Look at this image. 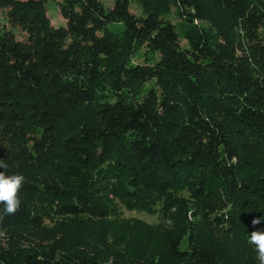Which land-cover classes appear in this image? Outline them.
<instances>
[{"label":"trees","instance_id":"trees-1","mask_svg":"<svg viewBox=\"0 0 264 264\" xmlns=\"http://www.w3.org/2000/svg\"><path fill=\"white\" fill-rule=\"evenodd\" d=\"M47 1L0 0V264H259L264 0Z\"/></svg>","mask_w":264,"mask_h":264},{"label":"clouds","instance_id":"clouds-1","mask_svg":"<svg viewBox=\"0 0 264 264\" xmlns=\"http://www.w3.org/2000/svg\"><path fill=\"white\" fill-rule=\"evenodd\" d=\"M9 165L0 159V169H6ZM26 177L23 174H6L0 171V211L5 214H14L21 206L18 195L22 189ZM264 217H257L252 220L253 225L261 224ZM249 243L254 245V251L259 264H264V227L253 230L249 237Z\"/></svg>","mask_w":264,"mask_h":264},{"label":"rangeland","instance_id":"rangeland-1","mask_svg":"<svg viewBox=\"0 0 264 264\" xmlns=\"http://www.w3.org/2000/svg\"><path fill=\"white\" fill-rule=\"evenodd\" d=\"M101 1L109 8H112L115 4V0H101ZM46 6H47V13H48L52 23L55 26L66 25L67 20L61 14L60 7L55 0H48L46 2ZM138 10L139 9H138L137 5H134L131 3V11H138ZM6 17H7L6 13H4V11L0 9V21L2 23H5L7 26H9L8 20ZM170 18L174 22L177 21V18L174 14H171ZM182 41H183L182 43H186L185 39H182ZM122 209L124 211V215L126 218H129V217L140 218V219H143L149 223H156V222H158V219H159L158 215L148 213L145 210H129L125 207H122Z\"/></svg>","mask_w":264,"mask_h":264}]
</instances>
